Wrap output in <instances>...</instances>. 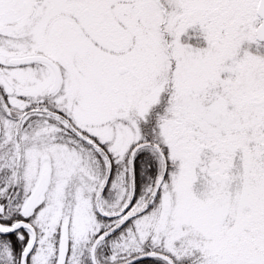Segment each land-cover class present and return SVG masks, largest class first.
Returning <instances> with one entry per match:
<instances>
[{
  "label": "snow or ice",
  "instance_id": "snow-or-ice-1",
  "mask_svg": "<svg viewBox=\"0 0 264 264\" xmlns=\"http://www.w3.org/2000/svg\"><path fill=\"white\" fill-rule=\"evenodd\" d=\"M0 264H264V0H0Z\"/></svg>",
  "mask_w": 264,
  "mask_h": 264
}]
</instances>
